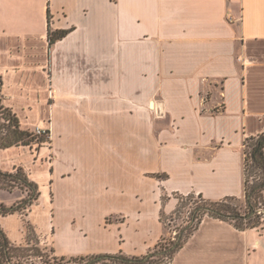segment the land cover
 <instances>
[{
  "label": "crops",
  "instance_id": "0c3cea01",
  "mask_svg": "<svg viewBox=\"0 0 264 264\" xmlns=\"http://www.w3.org/2000/svg\"><path fill=\"white\" fill-rule=\"evenodd\" d=\"M49 16L70 29L51 45ZM0 75L21 127L50 131L37 150L0 149V169L44 175L38 243L142 256L179 196L244 194V139L264 130V0H0ZM25 195L0 188V203ZM34 207L0 218L13 244ZM171 264H264V222L205 216Z\"/></svg>",
  "mask_w": 264,
  "mask_h": 264
},
{
  "label": "trees",
  "instance_id": "16d2710c",
  "mask_svg": "<svg viewBox=\"0 0 264 264\" xmlns=\"http://www.w3.org/2000/svg\"><path fill=\"white\" fill-rule=\"evenodd\" d=\"M48 22L47 37L49 45L65 36L70 30L51 29L50 16L48 17ZM2 88L3 80L0 75V149L25 145L37 150L45 143H50V136L46 137L48 130L45 134L38 135L32 130L21 127L16 113L5 103L6 97ZM243 152L244 194L242 197L225 196L217 200H210L204 198L201 194L189 193L179 197L178 204L172 213L165 214L161 209L159 215L164 228L168 229L170 221L174 219V214H177L181 207V202L187 200L191 202L192 207L184 224L179 227L177 233L170 234L169 236L171 237L162 236L146 254L142 256H126L119 252L115 254L75 256L71 257V259L75 261V264H96L106 260L113 264H162L164 259L165 263L171 264L175 253L199 227L205 216L228 221L240 230L261 228L264 222V130L257 135L247 136L244 139ZM158 176L162 177V175ZM0 188L9 191L18 188L26 193L25 197L11 205L0 203V218L15 212L24 213L38 200L40 194L38 184L29 178L27 172L21 166L15 167L12 171L0 169ZM260 209L263 210L262 213H258ZM25 227L26 240L36 237L32 226L27 221L25 222ZM24 251L45 255L41 253V249L37 246L21 247L13 244L8 240L0 225V264H15L12 263V257L25 255ZM50 252L51 256L45 255L47 256L46 261L54 260V263L50 264H57V260H59L58 263L60 264L64 260V257L55 256L51 250Z\"/></svg>",
  "mask_w": 264,
  "mask_h": 264
},
{
  "label": "rangeland",
  "instance_id": "374dc122",
  "mask_svg": "<svg viewBox=\"0 0 264 264\" xmlns=\"http://www.w3.org/2000/svg\"><path fill=\"white\" fill-rule=\"evenodd\" d=\"M46 130L49 131V129L45 128ZM50 136V131L48 133H46V137ZM44 145H49V143H45ZM35 147V145H33ZM37 176L39 178V181H36V183L38 184L39 187V197L38 200L36 201V207H34L33 212L31 214V216L28 217V223L32 226L33 230L34 227L37 228L39 231H45V230H49L48 229V225H49V221H50V211H49V204L48 202L50 201V194L48 192L47 186L43 185L44 181V175L42 173H38L37 172ZM251 180V177H250ZM184 196V195H181ZM179 196V197H181ZM166 198V195H162L161 199L162 201H164V199ZM182 204L181 207L179 208V211L177 214H174V219L170 221L169 223V228L166 229L165 228V237H171L169 236L170 234L173 235L174 232L177 233L179 230V227H181V225L184 224L185 219L188 217V213L192 207L191 202L187 201V200H183V202H181ZM24 220H27L26 218H24ZM9 225V230H10V236L11 238H13L14 240H18V237L21 236L20 231L18 230L20 227V221L16 218H9L6 222ZM171 230V232H170ZM25 232H26V227H25ZM35 233V230H34ZM167 233V234H166ZM36 235V233H35ZM29 242V243H27ZM21 247H39L41 249V253L42 254H47L49 256H51V252H50V248L49 246L46 245H40L36 239V237H31V239L26 240L20 244ZM25 255L23 256H13L12 257V263L15 264H50V263H54V260H47V256L45 255H39V254H35L32 253V251H24ZM40 253V254H41ZM53 255V254H52ZM59 260H57V264ZM167 262V261H166ZM60 264H75V261L73 259H71V257H64V260L60 262ZM96 264H113L111 262L106 261H101L99 263ZM116 264V263H115ZM162 264H169V263H165V259L163 261Z\"/></svg>",
  "mask_w": 264,
  "mask_h": 264
},
{
  "label": "built area",
  "instance_id": "2783aa9c",
  "mask_svg": "<svg viewBox=\"0 0 264 264\" xmlns=\"http://www.w3.org/2000/svg\"><path fill=\"white\" fill-rule=\"evenodd\" d=\"M47 130L45 129V128H42V127H35L34 128V132L36 133V134H38V135H42V134H45V132H46ZM262 211L263 210H258V213H262ZM173 234H175V232L173 233Z\"/></svg>",
  "mask_w": 264,
  "mask_h": 264
}]
</instances>
